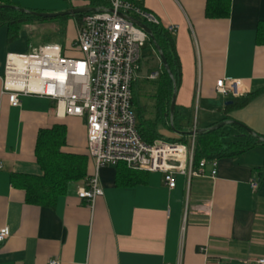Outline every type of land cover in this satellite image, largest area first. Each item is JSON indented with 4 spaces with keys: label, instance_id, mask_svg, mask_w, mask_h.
<instances>
[{
    "label": "crops",
    "instance_id": "0c3cea01",
    "mask_svg": "<svg viewBox=\"0 0 264 264\" xmlns=\"http://www.w3.org/2000/svg\"><path fill=\"white\" fill-rule=\"evenodd\" d=\"M8 1L36 12L64 9L61 0ZM64 1L70 9L86 0ZM224 1L223 18L207 14V0H143L142 6L162 28L177 27L171 37L180 65L175 123L181 130L230 120L264 138V0ZM38 47L24 30L9 43L7 28L0 27V90L5 56ZM148 57L157 64L152 51ZM142 66L138 78L146 79L150 66ZM222 79L240 80L248 95L238 101L248 102L213 106L215 83ZM54 125L66 128L62 150L86 154L84 119L57 117L54 103L43 98L23 97L11 107L0 95V230L9 232L0 264H254L264 258V146L213 160V178L212 161L203 177L175 175L172 190L161 174L144 172H137L139 183L117 186V169L105 166L98 170L103 195L93 206L78 199L80 181L49 209L27 204L11 177L40 175L37 134Z\"/></svg>",
    "mask_w": 264,
    "mask_h": 264
},
{
    "label": "built area",
    "instance_id": "2783aa9c",
    "mask_svg": "<svg viewBox=\"0 0 264 264\" xmlns=\"http://www.w3.org/2000/svg\"><path fill=\"white\" fill-rule=\"evenodd\" d=\"M94 1L101 2L105 8L82 15L76 40L67 51L70 56L55 44L24 54H7L0 95L7 98L11 107L19 106L23 97L43 98L54 103L57 117L85 120L87 153L93 172L78 188L77 197L90 206L103 195L98 170L105 166L124 165L136 172L161 174L169 190L175 187V175L188 181L203 177L207 162L202 160L196 169L193 167L194 137L186 149L185 145L162 140L148 144L137 131L131 87L138 79L140 49L147 38L119 14L146 26H159V20L143 8V0ZM165 30L173 35L177 27L168 26ZM158 78L159 71L146 76L149 81ZM214 90L218 96L233 101L248 95L242 82L235 79L218 80ZM210 163L213 168L210 178H213L216 162ZM250 186L254 190L257 184ZM8 237V229L2 228L0 245ZM254 264H264V258L256 259Z\"/></svg>",
    "mask_w": 264,
    "mask_h": 264
},
{
    "label": "trees",
    "instance_id": "16d2710c",
    "mask_svg": "<svg viewBox=\"0 0 264 264\" xmlns=\"http://www.w3.org/2000/svg\"><path fill=\"white\" fill-rule=\"evenodd\" d=\"M207 14L214 18H223L227 16V8L224 0H207ZM82 5V4H81ZM0 6H14L8 0H0ZM83 7L95 9H104L101 2L86 0ZM81 7L71 5L70 9ZM82 15L72 16L75 22L79 23ZM69 17L56 19H39L26 14H20L9 9H0V27L7 28V41L10 43L16 40L21 30L32 23L54 22L55 32L50 37H42V44H56L67 53V49L58 44L63 35V22ZM152 32L156 44L161 49L167 66L170 69L175 81L176 91L180 81V65L174 48L173 40L164 28L159 26H148ZM56 42V43H55ZM156 56L157 64H153L150 57H141L138 62V73L140 67L150 66L148 74L153 71H159V78L155 81L147 79H136L131 87V106L136 116L137 131L144 142L152 144L154 141L161 140L157 132L158 125L164 126L167 130H172L169 125V104L172 96L173 84L162 65L159 62L157 53L152 43L147 39L145 45ZM64 47V48H63ZM248 102L240 103L238 100L229 106L235 108L243 106ZM176 110L173 116L175 130L181 128L175 123ZM237 128V127H236ZM241 135L244 131L237 128ZM66 128L63 125H54L48 129L39 130L35 142V158L40 169L39 176H12L11 182L21 187L25 194V201L29 205L53 209L56 200L63 196L69 185L72 183L85 181L92 176L93 169L90 166V158L86 154H73L62 150L66 145ZM188 137L182 136L178 140H162L169 143L185 145ZM224 135L221 130L211 134L199 135L194 138L193 167L197 168L202 160L210 162L220 158L239 156L246 153L257 143L249 136L242 137L243 140L224 141ZM117 186L135 185L140 182V175L136 171L128 170L124 165H117Z\"/></svg>",
    "mask_w": 264,
    "mask_h": 264
},
{
    "label": "water",
    "instance_id": "95a60500",
    "mask_svg": "<svg viewBox=\"0 0 264 264\" xmlns=\"http://www.w3.org/2000/svg\"><path fill=\"white\" fill-rule=\"evenodd\" d=\"M0 9L13 10V11H16L20 14H26L27 16H31V17L39 18V19H56V18L72 17V16H76V15H85V14H89V13L98 12V9L90 8V7H77V8L67 9L63 12L55 13V14L31 12V11H26V10H23V9L18 8V7H14V6H0ZM119 16L122 17L123 19L127 20L128 22H130L131 24H133L134 26H136L137 28H139L140 30L143 31V33L146 35V38L152 43V45H153V47L157 53V56L159 58L160 64L162 65L166 74L168 75V77L172 81L173 90H172V96H171L170 104H169V125H170V128L172 129V131L176 135H178L180 137L185 136V137L191 138V137H196L199 135L214 133L216 131L221 130V128H223L225 126H235V127H238L244 131L245 135H242V137L247 135V136L251 137L252 139H254L257 143L264 145V138L263 137L253 133L251 130L242 126L241 124H239L235 121H230V120L220 122V123H218L212 127H209L207 129H202V130H191V131L175 130L174 124H173V116H174V112H175V101H176L175 81H174V77H173L172 73L170 72L169 67L167 66V63H166L165 58L161 52V49L156 44V42L153 38L152 32L148 26H146L145 24H143L139 20L132 18L130 16H127L124 14H119ZM232 104H233V102H226L224 104V106L225 107L231 106Z\"/></svg>",
    "mask_w": 264,
    "mask_h": 264
},
{
    "label": "rangeland",
    "instance_id": "374dc122",
    "mask_svg": "<svg viewBox=\"0 0 264 264\" xmlns=\"http://www.w3.org/2000/svg\"><path fill=\"white\" fill-rule=\"evenodd\" d=\"M61 2L63 3V7H64V9L62 10L55 11V12H37V13L55 14V13H60V12L67 10L66 7L68 8L69 6L68 2H65L64 0H61ZM20 9L31 11V12H36L33 10L24 9V8H20ZM56 22L57 21L44 22L43 24L42 23H32L29 26H26V28H24V32L30 36L31 44L34 47H38L40 45H43L42 40H41L43 36L47 38V37H50L53 32H55L56 29L54 28V24ZM63 25H64L63 35H62V38L59 40L58 44L63 45L66 49L69 50L72 47L74 41L76 40V26L74 23V19L71 17L66 18V20L63 22ZM149 53H150V50L147 47V44L146 45L144 44V46L140 49V56L145 58L149 55ZM67 55L70 56V54H67ZM73 55H78V54H73ZM219 97L213 104V106H216V108L218 107V109L224 108L223 106L226 101L228 102L231 101L230 98L222 99ZM196 113H197V108H194L193 117ZM235 129L236 128L231 127V126H225L221 128V132L225 137L224 141L237 140V137H236L237 135L235 134L237 130ZM157 132L160 134L161 140H166V139L178 140L179 139V136L176 135L172 130L169 131L167 130L166 127L161 126V125H158ZM188 147H189V137L187 138V141L185 144V148L188 149Z\"/></svg>",
    "mask_w": 264,
    "mask_h": 264
}]
</instances>
